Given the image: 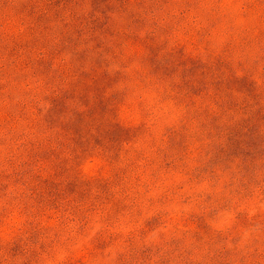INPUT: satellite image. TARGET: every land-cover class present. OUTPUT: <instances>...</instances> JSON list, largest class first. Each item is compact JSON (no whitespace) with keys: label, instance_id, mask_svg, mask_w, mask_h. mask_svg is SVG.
<instances>
[{"label":"rangeland","instance_id":"obj_1","mask_svg":"<svg viewBox=\"0 0 264 264\" xmlns=\"http://www.w3.org/2000/svg\"><path fill=\"white\" fill-rule=\"evenodd\" d=\"M0 264H264V0H0Z\"/></svg>","mask_w":264,"mask_h":264}]
</instances>
